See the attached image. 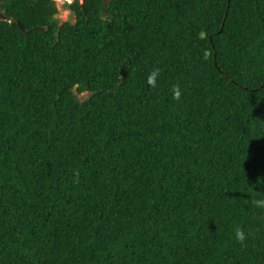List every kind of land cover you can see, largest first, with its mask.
<instances>
[{
  "label": "trees",
  "instance_id": "16d2710c",
  "mask_svg": "<svg viewBox=\"0 0 264 264\" xmlns=\"http://www.w3.org/2000/svg\"><path fill=\"white\" fill-rule=\"evenodd\" d=\"M69 9L0 23V264H264V0Z\"/></svg>",
  "mask_w": 264,
  "mask_h": 264
},
{
  "label": "flooded vegetation",
  "instance_id": "af4514ba",
  "mask_svg": "<svg viewBox=\"0 0 264 264\" xmlns=\"http://www.w3.org/2000/svg\"><path fill=\"white\" fill-rule=\"evenodd\" d=\"M83 1L84 0H71V3H69V0H0V23L7 22L14 24L17 22L22 30L27 31L28 28L26 25L22 24L20 19L14 16L15 13H18L17 9H22L23 11L25 9L44 8L45 6L54 7L57 9V12L53 15L58 19V14L61 13V7L70 8L77 4H83ZM70 11L75 12L71 9ZM39 12L41 15L45 14L43 9L39 10ZM42 28L45 29V27Z\"/></svg>",
  "mask_w": 264,
  "mask_h": 264
},
{
  "label": "clouds",
  "instance_id": "9594fccd",
  "mask_svg": "<svg viewBox=\"0 0 264 264\" xmlns=\"http://www.w3.org/2000/svg\"><path fill=\"white\" fill-rule=\"evenodd\" d=\"M158 75H159V71L158 70L157 71H154L153 73H151L150 76H149V78H148V83L151 84V85H153V86H155L156 81H157V78H158ZM174 92H175V97L177 99H179V97L181 95L179 89L178 88L175 89ZM236 236L241 241H243L245 239L244 233L242 231H237Z\"/></svg>",
  "mask_w": 264,
  "mask_h": 264
},
{
  "label": "rangeland",
  "instance_id": "374dc122",
  "mask_svg": "<svg viewBox=\"0 0 264 264\" xmlns=\"http://www.w3.org/2000/svg\"><path fill=\"white\" fill-rule=\"evenodd\" d=\"M60 10H61V13H62V17L59 20H60V22H64V21H66L69 18V15H70L71 11H70V9L68 7H61ZM73 22H75V21L73 20ZM88 94H89V92H85V93L80 94L79 96L81 98H86L88 96Z\"/></svg>",
  "mask_w": 264,
  "mask_h": 264
},
{
  "label": "water",
  "instance_id": "95a60500",
  "mask_svg": "<svg viewBox=\"0 0 264 264\" xmlns=\"http://www.w3.org/2000/svg\"><path fill=\"white\" fill-rule=\"evenodd\" d=\"M107 1H108V0H105V4H106V5H107ZM61 17H62V13H59V14H58V19H61ZM67 20H69V21H73V20L76 21V20H77V16H76L75 12H70L69 18H68ZM67 20H66V21H67ZM66 21H64V22L61 23V25H60V27H59V29H58L59 32L61 31L62 25H63Z\"/></svg>",
  "mask_w": 264,
  "mask_h": 264
},
{
  "label": "snow or ice",
  "instance_id": "6c2138e0",
  "mask_svg": "<svg viewBox=\"0 0 264 264\" xmlns=\"http://www.w3.org/2000/svg\"><path fill=\"white\" fill-rule=\"evenodd\" d=\"M69 3H71V0H69Z\"/></svg>",
  "mask_w": 264,
  "mask_h": 264
}]
</instances>
